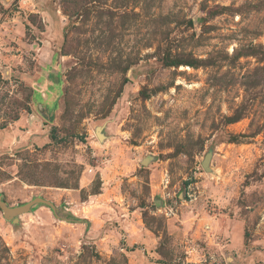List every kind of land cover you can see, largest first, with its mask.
Masks as SVG:
<instances>
[{
	"label": "rangeland",
	"instance_id": "374dc122",
	"mask_svg": "<svg viewBox=\"0 0 264 264\" xmlns=\"http://www.w3.org/2000/svg\"><path fill=\"white\" fill-rule=\"evenodd\" d=\"M34 200L0 264H264V0H0V202Z\"/></svg>",
	"mask_w": 264,
	"mask_h": 264
},
{
	"label": "water",
	"instance_id": "95a60500",
	"mask_svg": "<svg viewBox=\"0 0 264 264\" xmlns=\"http://www.w3.org/2000/svg\"><path fill=\"white\" fill-rule=\"evenodd\" d=\"M38 201H41V202H44L45 200L43 199H38ZM34 202H36L35 200L32 202V203H25L24 205L22 206H19L17 208H7L6 205L2 202H0V207L1 209L3 210L4 214L6 216H10L16 212H23V211H29L30 210V207L32 204H34Z\"/></svg>",
	"mask_w": 264,
	"mask_h": 264
}]
</instances>
